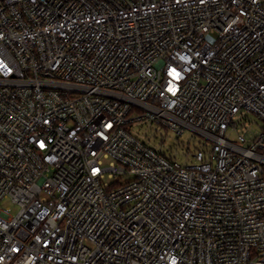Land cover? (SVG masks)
<instances>
[{
    "label": "built area",
    "instance_id": "built-area-1",
    "mask_svg": "<svg viewBox=\"0 0 264 264\" xmlns=\"http://www.w3.org/2000/svg\"><path fill=\"white\" fill-rule=\"evenodd\" d=\"M173 257L264 264V0H0V264Z\"/></svg>",
    "mask_w": 264,
    "mask_h": 264
},
{
    "label": "rangeland",
    "instance_id": "rangeland-1",
    "mask_svg": "<svg viewBox=\"0 0 264 264\" xmlns=\"http://www.w3.org/2000/svg\"><path fill=\"white\" fill-rule=\"evenodd\" d=\"M254 131L260 128V123L252 125ZM145 127L143 128V130ZM149 135L152 136L153 144L163 147V150L167 153H171L172 156L176 154L178 162L181 164H190L195 162V158L192 153L200 147L201 143L199 138L192 137V133L187 130L183 135H178L171 129H165L161 126L154 125L150 129ZM163 138H165L163 140ZM1 207H10L13 212H16L17 205L12 203L10 199L2 201Z\"/></svg>",
    "mask_w": 264,
    "mask_h": 264
},
{
    "label": "clouds",
    "instance_id": "clouds-1",
    "mask_svg": "<svg viewBox=\"0 0 264 264\" xmlns=\"http://www.w3.org/2000/svg\"><path fill=\"white\" fill-rule=\"evenodd\" d=\"M170 264H177V259L176 258H171Z\"/></svg>",
    "mask_w": 264,
    "mask_h": 264
},
{
    "label": "snow or ice",
    "instance_id": "snow-or-ice-1",
    "mask_svg": "<svg viewBox=\"0 0 264 264\" xmlns=\"http://www.w3.org/2000/svg\"><path fill=\"white\" fill-rule=\"evenodd\" d=\"M176 75L178 76V73H176Z\"/></svg>",
    "mask_w": 264,
    "mask_h": 264
}]
</instances>
